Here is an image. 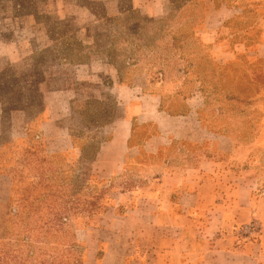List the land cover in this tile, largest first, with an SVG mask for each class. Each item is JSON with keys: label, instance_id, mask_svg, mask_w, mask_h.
Wrapping results in <instances>:
<instances>
[{"label": "rangeland", "instance_id": "1", "mask_svg": "<svg viewBox=\"0 0 264 264\" xmlns=\"http://www.w3.org/2000/svg\"><path fill=\"white\" fill-rule=\"evenodd\" d=\"M142 4L164 5V13L144 14L133 0H0V257L8 253V264H45L50 254L65 264H120V250L160 245L154 225L121 219L159 169L137 171L132 161L112 175L115 148L95 160L141 89L162 95L171 114L200 109L214 130L263 123L264 61L236 46L245 41L252 52L263 32L228 22L215 38L221 49L205 51L197 32L203 0ZM230 51L239 61H218ZM222 147L227 153L231 143ZM53 193L66 226L47 241L40 227L53 219ZM95 196L104 209L92 214ZM21 198L30 219L16 217Z\"/></svg>", "mask_w": 264, "mask_h": 264}, {"label": "crops", "instance_id": "2", "mask_svg": "<svg viewBox=\"0 0 264 264\" xmlns=\"http://www.w3.org/2000/svg\"><path fill=\"white\" fill-rule=\"evenodd\" d=\"M203 1L207 7L197 32L205 51L218 45L215 38L228 22L235 28L240 25L237 31L264 33V0ZM133 2L144 14L164 13V5L149 8L143 0ZM212 20L217 22L215 28H209ZM262 37L252 52L239 40L238 54L264 61L255 53L264 52ZM218 61L239 60L230 51ZM140 91L125 102L126 116L95 160L115 148L109 165L112 175L132 161L137 171L159 169L158 179L138 188L147 195L121 219L125 224L154 225L160 245L145 250L137 244L125 255L120 250V264H264V121L259 127L240 121L231 132L218 125L214 130L201 118L200 109L171 114L162 110V95ZM148 127L150 135L138 140ZM225 141L231 143L227 153L222 147ZM129 146L136 151L129 153ZM250 223L261 226V232L251 241L240 240V227Z\"/></svg>", "mask_w": 264, "mask_h": 264}, {"label": "trees", "instance_id": "3", "mask_svg": "<svg viewBox=\"0 0 264 264\" xmlns=\"http://www.w3.org/2000/svg\"><path fill=\"white\" fill-rule=\"evenodd\" d=\"M50 209L52 210L51 214L53 215V219L47 220V221H41L42 226L40 227L41 232H44V238L48 241V238L51 240L54 234L57 235L63 229L66 225L62 221V215L61 211L63 208L58 209L60 207H55L54 204L58 203L59 197L55 196V193L50 194ZM101 197L95 196V201L92 203L93 213H101V211L104 209V205L99 200ZM18 207L20 209L19 213L16 215L17 218L23 217L24 215L29 218V210L25 211L27 206L25 202V198H21L18 203ZM55 207V208H54ZM54 208V209H53ZM39 207H37V213H39ZM48 244V243H47ZM47 244H45L46 248L48 247ZM6 257H0V264H8V253L4 252ZM46 256V255H45ZM76 261L73 264H82L81 258L75 259ZM45 264H65L64 261V255L60 254H50L48 255V260H46Z\"/></svg>", "mask_w": 264, "mask_h": 264}, {"label": "built area", "instance_id": "4", "mask_svg": "<svg viewBox=\"0 0 264 264\" xmlns=\"http://www.w3.org/2000/svg\"><path fill=\"white\" fill-rule=\"evenodd\" d=\"M261 232V226L257 223H250L239 229L238 235L242 241H251L258 237Z\"/></svg>", "mask_w": 264, "mask_h": 264}]
</instances>
